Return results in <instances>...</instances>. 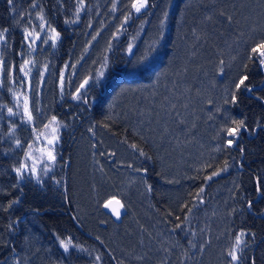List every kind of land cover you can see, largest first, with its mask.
Returning a JSON list of instances; mask_svg holds the SVG:
<instances>
[{
	"label": "trees",
	"instance_id": "obj_1",
	"mask_svg": "<svg viewBox=\"0 0 264 264\" xmlns=\"http://www.w3.org/2000/svg\"><path fill=\"white\" fill-rule=\"evenodd\" d=\"M245 1L171 0L163 31L157 26L154 29L158 30L155 63L126 74L131 54L148 41L152 15L163 0H145L138 13L133 12L130 0H0V50L5 51L6 64L12 70L5 77L7 85L3 79L7 90L0 87V264H147L141 257L145 255L154 264H185L188 257L196 260V233L204 230L197 219L203 206L198 205L209 187L227 181V232L230 237L241 233L247 243L238 261L229 264H264V54L259 53L264 48V10L253 15ZM43 22L44 30L40 28ZM121 23L128 29L127 35H118ZM52 31L57 33L54 43ZM33 35L38 37L35 47L30 44ZM131 42L135 47L130 55L125 54ZM30 55L32 78L26 89L31 96L36 93L34 100L39 98L41 107L44 98L50 103L47 114H36L34 122L55 116L62 126L55 156L59 168L36 178L20 168L32 128L10 111L9 98L10 91L17 90L9 83L23 89V83L16 82L18 69L25 68ZM104 60L100 78L94 80L95 64ZM166 68L180 72L190 83L195 95H190V102L199 105L203 99L208 135H222L216 152L187 175L188 187L177 191L155 141L145 138L149 136L143 134L138 120L134 124L126 118L124 107L116 112L121 109L117 105L127 102L124 96L119 98L124 87L155 80L160 84ZM39 75L43 76L40 84L33 82L35 76L39 81ZM49 75H53V84L48 95L43 88ZM83 78L92 80L83 98L77 100L73 85ZM138 102L127 104L134 107ZM93 130L106 131L131 145L138 168L145 174L148 206L165 219L170 231L177 232V250L161 251L159 257L155 248L144 251L125 231L119 232V240L112 230L118 231L120 223L104 214L99 203L97 213L88 207L86 218L75 184L73 167L78 159L73 150L77 137L86 131L98 134L91 133ZM231 130L238 133L235 146L224 143ZM65 159L69 167L64 165ZM259 187L262 195L253 199ZM113 194L119 195L106 197ZM115 236L118 242L112 240Z\"/></svg>",
	"mask_w": 264,
	"mask_h": 264
},
{
	"label": "rangeland",
	"instance_id": "obj_2",
	"mask_svg": "<svg viewBox=\"0 0 264 264\" xmlns=\"http://www.w3.org/2000/svg\"><path fill=\"white\" fill-rule=\"evenodd\" d=\"M169 3H171V0H163L157 14L154 17L152 15L151 31H148L147 37L145 36L148 41L144 46L136 47L138 49L131 54L132 62L126 74L133 73L138 67L155 63L158 50V42L155 39L158 38V30L160 33L163 31ZM245 3L247 9L253 15H258L262 8L264 10V0H246ZM130 4L133 6V12L138 13L143 10L142 8L145 7L146 3L145 0H130ZM262 16L264 17V15ZM43 24L40 27L42 30L45 26L44 22ZM156 26L158 30H154ZM123 27L121 23L118 27V35L129 33L128 29L126 27L123 29ZM51 33L50 38L54 43L57 39V33L54 31ZM30 38L31 46L35 47L38 37L33 35ZM133 47H135V42L128 44L124 53L130 55ZM27 48L30 51V46ZM259 53L263 57L264 48L259 49ZM32 55H30V60L28 56L26 57L25 68L18 69L19 82L18 80L16 82L17 84L23 83V89L21 90V85H15L14 82L9 83L17 89L10 91L9 98L12 99V110L10 111L17 115L20 122L26 123L32 128V140L25 146L24 161L20 168L30 171L31 175L36 178L39 175L45 176L55 168H59V165L55 163V156L57 144L61 141L62 126L55 116H51L41 123L34 122L36 114L43 113V111L47 114L50 103L44 98L41 107L37 103L40 101L39 98L34 100V94L36 93L33 92L31 96L26 89L29 86L27 83L32 78L30 72ZM5 57V51L0 50V87L7 90L5 77L12 74V70L6 64L7 58ZM105 63L104 60L99 64H95L97 72L94 80L100 78V72ZM166 70L167 72L162 69L163 74L161 75L160 84L155 80L136 87H124L125 89L123 88L119 92V98L124 96L127 102L125 106L123 104L117 105L121 109L116 112L121 113L124 107L123 112L126 118L128 117L133 123L138 120L143 127V134L149 136L145 138H148L149 141H155L153 145L158 146L167 162L165 172L169 176L171 186L177 191L179 188L187 186L189 180L187 175L199 168L200 163H203L212 151L216 152L220 147L222 135L221 133L208 135L206 130V128L208 129V120L203 99L199 105L195 101L190 102V95L195 96L190 83L185 78L180 77V72L175 73L169 68H166ZM39 71L42 74V71ZM36 76L33 82H39L40 84L43 76L39 75V81ZM59 79L57 86L60 88L62 81ZM91 80V78H83L73 85L72 94L77 100L83 98L87 84L90 85ZM52 81L53 75H49L48 80L44 81L43 89L45 92L48 91V95L49 88L53 84L50 83ZM33 87L36 88V86ZM40 90L38 89L37 93ZM130 100L139 102L133 107L127 104ZM94 132H98V134L93 135L86 131L80 135L81 137H77L73 150L74 157L78 159V164L75 162L73 167L75 184L81 197L80 200L85 206L82 210L86 211V218L88 219L89 208L93 214L97 213L98 203L101 204L109 193H118V196L113 195L122 199L127 212L123 219L119 221V230H112L113 236V231H115V235L117 234L120 240L119 232L125 231L129 233L134 243L142 245L144 251L150 253L155 248L159 257L161 251L177 250L179 243L177 235L175 236L177 232L170 231L165 219L153 212L148 206V188L144 178L145 174L138 168V161L133 154L131 145L115 139L106 131H91V133ZM237 136L238 133L235 130L229 131L227 133L228 138L224 143L235 146ZM67 164L69 167V161L66 163L64 161V165L67 166ZM215 174L219 175L220 172L218 171ZM209 178L210 175H207L206 180H209ZM227 185L228 181L224 184L218 183L212 189L209 187L207 195H204L201 200V205H198L203 206L199 209L197 219L204 228V230L196 233L198 244L195 243L197 246L195 255L198 259L193 260L188 257L185 264H229L233 260L238 261L239 253L246 248L247 243L244 242V236L241 233L237 232L230 237L227 232L228 217L225 211L229 198V191L226 190ZM103 190H106L105 195L102 194ZM261 195L259 187L253 199ZM175 196L178 198V194H175ZM87 200L89 206L84 203ZM206 201H208V205L204 206ZM210 211L213 212L212 215H208ZM262 214L264 215V213ZM90 223L94 228V222L91 220ZM199 224L198 226H200ZM180 236L183 237L184 234L180 233ZM116 238L115 236V239L112 240L116 241ZM114 248L116 250L117 247L114 246ZM141 257L147 264H154L149 255ZM94 264L100 263L96 262Z\"/></svg>",
	"mask_w": 264,
	"mask_h": 264
},
{
	"label": "water",
	"instance_id": "obj_3",
	"mask_svg": "<svg viewBox=\"0 0 264 264\" xmlns=\"http://www.w3.org/2000/svg\"><path fill=\"white\" fill-rule=\"evenodd\" d=\"M68 162L67 159H65V163ZM100 208L102 210V212H104L105 214H107L109 216V218L113 221V222H119L123 215L126 213L127 209L124 206L122 200L115 196V195H110L108 197H106L100 204ZM70 214L72 215L73 218V222L75 224H77V220L74 217V215L70 212ZM261 216V215H260ZM99 225L101 226H105L106 223L104 221H99L98 222ZM87 235H91L89 233H86ZM105 250L107 251V248L104 247Z\"/></svg>",
	"mask_w": 264,
	"mask_h": 264
},
{
	"label": "flooded vegetation",
	"instance_id": "obj_4",
	"mask_svg": "<svg viewBox=\"0 0 264 264\" xmlns=\"http://www.w3.org/2000/svg\"><path fill=\"white\" fill-rule=\"evenodd\" d=\"M105 227V226H104Z\"/></svg>",
	"mask_w": 264,
	"mask_h": 264
}]
</instances>
